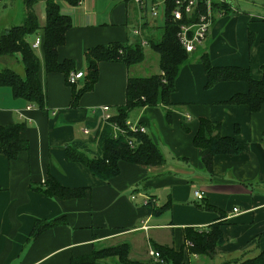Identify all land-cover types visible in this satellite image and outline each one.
Returning <instances> with one entry per match:
<instances>
[{
    "label": "crops",
    "instance_id": "0c3cea01",
    "mask_svg": "<svg viewBox=\"0 0 264 264\" xmlns=\"http://www.w3.org/2000/svg\"><path fill=\"white\" fill-rule=\"evenodd\" d=\"M228 1L229 11L214 13L206 39L188 56L192 60L201 49L212 65L246 68L259 79L264 63V17L240 11ZM232 10L238 12L231 15ZM60 12L72 24L58 48V60H72L73 71L84 75L88 48L147 41L161 25L158 17H152L148 8L141 10L134 0H79L75 5L62 1ZM39 25L36 37L41 38L44 23ZM35 39L29 42L31 46ZM33 49L39 51L37 74L45 94L44 108L15 98L8 86H0V125L23 122L20 137L29 143L28 150L14 159L0 154V264H68L95 248L124 242L130 246L131 260L151 259L147 251L156 245L183 249L184 264H244L241 261L264 249V105L251 112L245 104L227 103L234 94L247 93V82L218 81L206 88L203 65L197 61L184 64L168 96L182 108L172 112L171 123H166L158 106L138 109L133 120L162 146L164 164L145 167L120 162L119 174L102 180L82 164L69 161L65 146L90 135L83 130L91 133L97 126L99 106L108 105L114 114L124 104L133 65L127 67L120 60L100 62L97 81L74 100L83 78L70 85L65 73L47 72L41 43ZM2 57L6 63L20 64L18 55ZM144 61L145 53L135 66ZM21 67L17 74L24 72ZM202 118L218 122L220 135L234 137L240 147L238 154L213 156L211 173L204 168L201 150L192 143ZM154 126H158L156 133L149 130ZM49 176L61 186L84 188L85 194L59 199L31 189V184L43 183ZM196 190L203 193L202 200L194 197ZM144 196L153 206H163L161 212L151 213L143 204ZM59 217L65 223L30 238L36 220ZM217 221L222 222L224 242L211 256L189 253L185 229H205Z\"/></svg>",
    "mask_w": 264,
    "mask_h": 264
},
{
    "label": "trees",
    "instance_id": "16d2710c",
    "mask_svg": "<svg viewBox=\"0 0 264 264\" xmlns=\"http://www.w3.org/2000/svg\"><path fill=\"white\" fill-rule=\"evenodd\" d=\"M39 0H23L25 14L23 22L10 26L0 33V56L18 55L24 67L20 76L14 70L0 68V86H8L15 98L24 99L27 103L43 109L45 94L38 77L39 60L27 36L40 29L34 5ZM44 25L42 26L41 45L44 52L45 69L47 72H68L75 70L72 60H58V48L65 43L66 30L71 27V19L61 14V2L77 4L79 0H43ZM163 24L159 25L160 37L157 40L147 39V45L158 55L159 72L142 77L129 76L125 85V102L116 108L111 120L122 125L128 119L133 109L144 107H164L165 121L171 123L170 107L173 105L169 95L175 90V79L182 65L188 60L189 53L179 43L177 38L178 24L171 20V1L165 3ZM229 1L214 4V13L228 12ZM200 10H204L202 6ZM214 18V17H213ZM252 35L249 42H252ZM86 73L83 86L74 93V100L82 91L88 90L97 81L100 62L119 61L127 67L134 66L144 59L143 45L111 42L88 48L84 54ZM200 61L206 72L205 87L209 88L218 81L242 80L247 82V93H237L231 96L227 103L245 104L251 112L258 111L264 105V63L261 64V78L254 79L249 70L239 66H214L206 52H202ZM68 83V82H67ZM69 84V83H68ZM72 85V84H70ZM73 100V101H74ZM25 125L21 121L0 125V154L8 159H14L19 152L28 150L29 143L20 137ZM94 127L86 139H76L66 144L65 151L69 161L85 166L90 172L102 179L108 180L119 174V163L128 162L145 167H159L165 162L161 149L147 133L126 135L134 139V146H129L126 137L114 138L110 127ZM238 132V127H235ZM95 143V147L92 144ZM192 143L201 150V161L207 172H212L213 156L217 154H238L240 147L232 136L220 135V124L202 118L193 136ZM93 147V148H92ZM31 189L48 197L59 199L79 198L85 194L84 188L61 186L49 176L43 183L31 184ZM1 190V188H0ZM145 206L153 213L161 212L162 207H155L148 202ZM209 208V207H207ZM213 209V208H210ZM65 223L64 217L51 220H36L31 230L30 238H36L42 231ZM221 221L211 223L207 228L189 227L185 229V239L189 253L198 256H211L214 248L224 242L221 234ZM160 260H131L128 243H119L107 247L95 248L91 254L71 259L68 264H184V250H174L168 246H154ZM244 264H264V249L257 255L244 261Z\"/></svg>",
    "mask_w": 264,
    "mask_h": 264
},
{
    "label": "built area",
    "instance_id": "2783aa9c",
    "mask_svg": "<svg viewBox=\"0 0 264 264\" xmlns=\"http://www.w3.org/2000/svg\"><path fill=\"white\" fill-rule=\"evenodd\" d=\"M135 3L141 10L149 9L150 15L154 18L159 16V8L162 7V11L165 10V3L167 1L172 2V9L170 10V18L172 21L178 24L177 38L179 43L184 47L185 51L191 53L197 46L201 45L206 39L209 26L213 20L214 16V4H221L227 2L228 0H154L149 2L148 0H134ZM200 6L204 10H200ZM162 12V13H163ZM164 15V13H163ZM135 34H140L139 29L133 31ZM41 40L36 37L35 42L32 47H38ZM141 45H146V40L140 41ZM84 76L82 71H70L68 72L67 82L69 84H76L79 79ZM100 111L98 117V127L102 128L104 125L108 126L112 130V136L118 138L119 136L126 137V135L135 133H146V128L142 124L133 123L127 119L124 124L120 125L117 122L111 120L113 116L110 113V107L108 105L99 106ZM84 134H90L89 129L83 130ZM127 144L129 146H134V139L127 136ZM194 197L198 200L203 199V193L200 190L194 192ZM131 198H134L132 196ZM150 198L144 196L143 204L146 205L150 202ZM237 209H234L236 211ZM148 252L149 257L156 262L160 259L159 253L150 249Z\"/></svg>",
    "mask_w": 264,
    "mask_h": 264
},
{
    "label": "rangeland",
    "instance_id": "374dc122",
    "mask_svg": "<svg viewBox=\"0 0 264 264\" xmlns=\"http://www.w3.org/2000/svg\"><path fill=\"white\" fill-rule=\"evenodd\" d=\"M23 0H2L0 1V31L3 30L5 26H14V25H19L23 22L24 14L23 13V7L22 5ZM44 1L39 0L37 3L34 5V10L35 13L37 14V18L39 19V23L43 24L44 23ZM232 5L236 9L246 12V13H252L255 17L261 18L264 17V0H232ZM162 7L159 8V16L158 20L160 24H163L162 21ZM231 15L236 14L237 12H234L233 10L230 11ZM146 34V33H145ZM37 36V32L30 34L27 36V41L32 42L34 41L35 37ZM147 38V34L144 35ZM160 37V30L157 31L154 35H152L150 38L152 40H157ZM144 53H145V61L141 63L140 65H134L130 68L129 70V76H145L153 73H158L159 72V66H158V55L155 53L148 45H144ZM36 54H39L38 49L35 50ZM194 54V58L192 60L189 59L184 63L187 64L188 62H193L197 61L199 64H202L200 61V56L202 54L201 49L197 50ZM9 56V55H7ZM5 57L0 56V68H11L14 71H19L20 68L22 69V62L18 65L17 63L14 62H5ZM183 64V65H184ZM182 65V66H183ZM20 66V67H19ZM141 68V69H140ZM182 68V67H181ZM19 73V72H18ZM24 72H20V76H23ZM160 111L162 112V115L165 118V113L166 109L164 107H159ZM171 111L182 109L181 105H176L173 107H170ZM138 109H133L129 113V117L132 122L135 119V115L137 113ZM165 120V119H164ZM150 131L153 130L155 133L158 131V126H154L152 129H149ZM162 152V146L158 145ZM110 264H113V261L111 262L110 259L107 260Z\"/></svg>",
    "mask_w": 264,
    "mask_h": 264
}]
</instances>
